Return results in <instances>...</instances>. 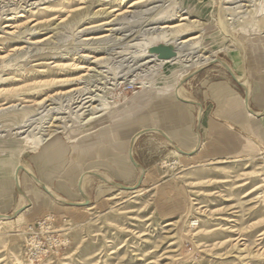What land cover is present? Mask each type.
I'll list each match as a JSON object with an SVG mask.
<instances>
[{
	"label": "rangeland",
	"instance_id": "obj_1",
	"mask_svg": "<svg viewBox=\"0 0 264 264\" xmlns=\"http://www.w3.org/2000/svg\"><path fill=\"white\" fill-rule=\"evenodd\" d=\"M168 39L193 40L161 66L150 49ZM219 85L264 101V0H0L3 215L30 198L0 220V264H30L23 233L49 216L69 243L37 264H264L261 139L176 152L205 135Z\"/></svg>",
	"mask_w": 264,
	"mask_h": 264
},
{
	"label": "crops",
	"instance_id": "obj_2",
	"mask_svg": "<svg viewBox=\"0 0 264 264\" xmlns=\"http://www.w3.org/2000/svg\"><path fill=\"white\" fill-rule=\"evenodd\" d=\"M239 82L243 84L244 86H249L248 80L245 78V76H238ZM176 87V86H175ZM219 92L216 94L215 99L218 101L219 106L213 113V115L206 120L205 123V135L202 137L201 133H197L196 139L189 140L188 145L185 151H182L180 149H176V152L180 153L182 155V158H187L189 161H197L200 159H217V158H225L228 157L236 152H238L246 142L249 140H252V137H256L261 139V141L264 143V113H259V109L256 107H260L261 104L264 103V101H261V99L257 98L255 100L252 96V101L254 102L255 109L252 110L249 106V98L243 99L241 95L233 90L230 86H223L219 85ZM175 90V88H174ZM176 99L180 102H191L190 100H187L186 98H183L178 94L175 93ZM248 103V104H247ZM193 103H189L188 105L184 104V106L191 107ZM187 108V107H186ZM175 111L181 114V118L186 120L188 115L186 113V110L183 108H180L178 106L173 108ZM188 110V109H187ZM253 111L255 114L251 113ZM202 114L200 111L199 119L202 118ZM155 127H151L150 130H154L155 132H159L161 134H164V130H158L154 129ZM166 134V133H165ZM141 134L138 132L134 134V136L131 139V143L135 142V140L140 136ZM167 137H169V141H172L171 137L166 134ZM250 136V137H249ZM251 142V141H249ZM253 143V142H252ZM254 144V143H253ZM132 145L129 149V155L132 154ZM141 170V169H139ZM142 176L144 177V174L146 175V172L141 170ZM27 174L30 176L31 174L27 171ZM86 176L90 175H83L80 177L79 186L81 189L84 187V181ZM15 184H16V175L14 178ZM37 182L41 185L46 187L47 191L46 194L52 198H59L62 199L60 196L56 195L49 187L48 184H45L42 181L37 180ZM83 195V193H82ZM22 198L25 199V202H27L26 205H23L20 209H18V215L21 213H25V211L21 212V209L25 207H29L30 198L28 197V194L21 193ZM83 197H85L83 195ZM57 200V199H56ZM85 204V203H80ZM79 207H86L91 208L93 205L88 202L86 205H78ZM28 209V208H27ZM0 214L3 215V209L0 208ZM12 219L10 216H3L0 218V220H10Z\"/></svg>",
	"mask_w": 264,
	"mask_h": 264
},
{
	"label": "built area",
	"instance_id": "obj_3",
	"mask_svg": "<svg viewBox=\"0 0 264 264\" xmlns=\"http://www.w3.org/2000/svg\"><path fill=\"white\" fill-rule=\"evenodd\" d=\"M199 225L197 221L191 222V228ZM24 255L30 264H37L57 256L69 241L57 229L55 218L52 216L40 219L27 226L24 231Z\"/></svg>",
	"mask_w": 264,
	"mask_h": 264
},
{
	"label": "bare ground",
	"instance_id": "obj_4",
	"mask_svg": "<svg viewBox=\"0 0 264 264\" xmlns=\"http://www.w3.org/2000/svg\"><path fill=\"white\" fill-rule=\"evenodd\" d=\"M167 29V28H166ZM165 34V33H164ZM164 34H162V36L164 35ZM167 36H169L168 34H167ZM164 38H165V36H163ZM160 38H162L161 36H160ZM159 38V39H160ZM157 40H158V38H157ZM162 40V39H161ZM166 40V39H165ZM173 40V39H172ZM177 40V39H176ZM175 40V41H176ZM193 39H189V40H184V41H181L180 43H178L177 41H176V43L175 44H173L174 42H171V39L169 40L168 39V41H164V42H166V44H168V45H170L171 43H172V45H174L173 47H175L176 48V50H177V52H178V56L177 57H175V58H173V59H169V60H161V59H158V57L156 56V55H150L151 57H152V61L153 62H159V64H161V66L162 65H166V64H178V63H180V61H181V48H180V46H184L185 44H187L188 42H190V41H192ZM155 45V44H154ZM188 45V44H187ZM186 45V46H187ZM189 46V45H188ZM187 46V49L189 48ZM185 47V46H184ZM196 47V46H195ZM190 50V49H189ZM188 51V50H187ZM189 52V51H188ZM184 53V52H183ZM184 55H186V54H184ZM147 57V56H146ZM185 57V56H184ZM208 60V62L210 61V63L211 62H213V61H215V60H212L211 61V59L210 58H205V61H207ZM156 62V63H157ZM187 62V61H186ZM158 64V65H159ZM189 65V64H188ZM201 65H204V63H202ZM224 66H226V65H224ZM228 66V65H227ZM227 69H230L229 67L227 68ZM231 70V69H230ZM185 77V76H184ZM235 77H236V79L237 80H239L238 79V77L235 75ZM43 101H41L40 103H38V105H43ZM192 103V102H191ZM201 113H203V111L201 110ZM90 120H92V119H90ZM139 169H141L140 167H139ZM142 170V169H141ZM143 177V176H142ZM16 185H17V187L19 188V189H21V186H20V180H19V178L17 177V174H16ZM43 188H44V190H46L47 191V189H46V187H44V186H42ZM21 193H23V191H22V189H21ZM83 195L86 197V195L83 193ZM57 200H62V199H59V198H56ZM30 205V204H29ZM77 205H86V204H77ZM28 208V207H27ZM26 207H25V209L24 208H22L21 209V212H23V211H25L26 209H27ZM18 215V211H16V213L14 214V215H12V216H10L11 218H14L15 216H17ZM4 215H1V217H3ZM0 217V218H1Z\"/></svg>",
	"mask_w": 264,
	"mask_h": 264
},
{
	"label": "water",
	"instance_id": "obj_5",
	"mask_svg": "<svg viewBox=\"0 0 264 264\" xmlns=\"http://www.w3.org/2000/svg\"><path fill=\"white\" fill-rule=\"evenodd\" d=\"M150 53L156 55L158 57V59H161V60H169V59H173V58L178 56V52H177L176 48L171 46V45H168V44H160V45L154 46L150 49ZM251 113L255 114L253 111H251ZM131 158H132L133 164L136 167H140L139 164L133 158V155L131 156ZM17 177H18V175H17ZM124 188L126 190L137 189V187H124ZM0 217H1V214H0Z\"/></svg>",
	"mask_w": 264,
	"mask_h": 264
}]
</instances>
